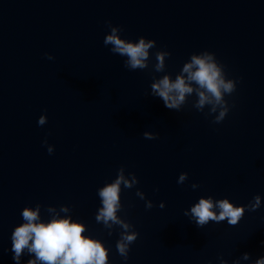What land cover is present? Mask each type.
I'll return each mask as SVG.
<instances>
[{"label": "water", "instance_id": "95a60500", "mask_svg": "<svg viewBox=\"0 0 264 264\" xmlns=\"http://www.w3.org/2000/svg\"><path fill=\"white\" fill-rule=\"evenodd\" d=\"M106 21L129 39L156 40L152 63L157 49L168 50L173 78L191 53L214 52L229 78H241L225 119L197 111L195 92L180 111L151 96L153 78L165 73L125 68L103 43ZM121 166L130 184V172L139 180L121 185L117 215L139 233L127 261L116 248L122 227L95 219L98 189ZM256 194L264 198V0H0V264H14L5 252L11 232L36 203L44 218L46 206L67 205L60 215L103 240L110 264L255 259L264 255V203L236 225L197 227L184 211L200 196L247 204Z\"/></svg>", "mask_w": 264, "mask_h": 264}, {"label": "clouds", "instance_id": "9594fccd", "mask_svg": "<svg viewBox=\"0 0 264 264\" xmlns=\"http://www.w3.org/2000/svg\"><path fill=\"white\" fill-rule=\"evenodd\" d=\"M110 31L104 36L103 43L110 46L113 54L123 57V65L129 70L147 69L151 64L154 72L165 73L159 78H153L150 85V95L160 98L169 110L180 111L189 95L196 93L198 97L193 107L206 116H213V123L222 122L231 108L227 96L236 91L237 84L241 78H229L226 66L217 58L214 52L207 49L193 52L185 61L174 78L165 72L166 60L171 53L166 49H157L154 53L155 62L152 63L153 53L151 49L156 47V40L145 36L137 39H129L123 36V28L106 21ZM49 60L54 57L45 53ZM205 105L210 109L205 112ZM47 115L41 114L38 125L47 123ZM144 137L155 139L156 133L145 131ZM47 145L49 154L53 153L54 145L48 144L47 138L42 142ZM133 182L130 184L124 176V167L121 166L118 174L111 182L104 184L98 189L101 206L98 208L95 219L97 222L111 228L112 225H120L122 231L116 241L118 253L124 261L128 260L130 245L137 239L139 233L134 225L121 219L117 212L121 209V185L131 188L139 183L135 173ZM188 178L187 172L180 173L178 183L183 184ZM191 187H199L192 183ZM136 195L143 199L142 191L137 188ZM264 203V198L256 194L247 204H235L228 197L215 198L212 195L200 196L189 209H185L184 215L193 221L197 227H203L210 222L220 223L226 221L228 225H236L245 215L246 211H256ZM45 207V206H44ZM145 207H153L151 200L145 203ZM160 208L165 207L163 201ZM42 205L36 203L34 206L26 205L22 208L20 216L22 221L16 224L11 232L10 248L5 252H11L14 264H110V249L103 240L93 236L87 231V226L71 215H60V212H69L67 205H60V212L54 206L48 205L46 211L50 213L47 218L41 214ZM111 234V233H109ZM261 243H264L262 241ZM28 257V259H24ZM264 264V255L255 259L248 252L233 260L232 264ZM218 264H228L223 257H218Z\"/></svg>", "mask_w": 264, "mask_h": 264}]
</instances>
